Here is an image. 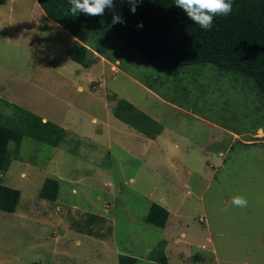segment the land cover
I'll list each match as a JSON object with an SVG mask.
<instances>
[{"label": "rangeland", "instance_id": "obj_1", "mask_svg": "<svg viewBox=\"0 0 264 264\" xmlns=\"http://www.w3.org/2000/svg\"><path fill=\"white\" fill-rule=\"evenodd\" d=\"M83 41L90 66L68 54ZM83 41L36 0H0V123L22 129L28 110L67 127L58 146L24 135L0 171L21 191L15 211L0 210V264H165L149 259L161 241L167 264H264V98L253 79L213 64L158 68L103 28ZM119 98L189 145L169 155L144 141L114 115ZM48 177L56 200L40 196ZM153 202L169 210L165 226L145 220Z\"/></svg>", "mask_w": 264, "mask_h": 264}, {"label": "trees", "instance_id": "obj_2", "mask_svg": "<svg viewBox=\"0 0 264 264\" xmlns=\"http://www.w3.org/2000/svg\"><path fill=\"white\" fill-rule=\"evenodd\" d=\"M46 15L72 35L86 40L90 29L103 28L123 41L128 49L140 54L158 68H185L194 64H213L221 70L250 77L264 98V0H230L232 11L227 16L216 15L211 30L192 23L186 13L174 5V0H142L133 14L127 0H113L114 7L105 9L103 16H88L70 12L69 0H37ZM113 14H119L125 23H111ZM142 22L143 27H138ZM70 58L84 66L91 65V50L86 42L69 49ZM114 115L121 121L153 137L163 127L149 114L127 99H115ZM22 129L0 123V171L8 169L10 160L21 146L24 135L58 146L65 128L49 119L24 110ZM155 128L151 133L149 129ZM155 134V136H156ZM14 143L12 150L10 144ZM59 180L48 177L40 196L56 200ZM21 191L0 184V210L13 212L19 203ZM93 217H98L94 214ZM169 210L153 202L145 220L165 226ZM166 243L161 241L149 254V259L168 263ZM133 256H120V264H136ZM42 264V263H33Z\"/></svg>", "mask_w": 264, "mask_h": 264}, {"label": "clouds", "instance_id": "obj_3", "mask_svg": "<svg viewBox=\"0 0 264 264\" xmlns=\"http://www.w3.org/2000/svg\"><path fill=\"white\" fill-rule=\"evenodd\" d=\"M123 2V0H122ZM142 0H127L130 11L134 14L137 11V4ZM71 4L70 12L73 16L83 13L88 16H103L105 9L114 7L113 0H69ZM174 5L182 9L192 23L199 25L201 29L211 30L213 18L216 15L227 16L232 11L230 0H174ZM111 23L113 25L125 23L119 14H113ZM138 27H143L142 22ZM231 203L236 207H246L247 199L236 195L231 198Z\"/></svg>", "mask_w": 264, "mask_h": 264}, {"label": "crops", "instance_id": "obj_4", "mask_svg": "<svg viewBox=\"0 0 264 264\" xmlns=\"http://www.w3.org/2000/svg\"><path fill=\"white\" fill-rule=\"evenodd\" d=\"M36 2H37V0H36ZM37 4H38V2H37ZM176 107V106H175ZM177 108H179V107H177ZM181 110H183V109H181ZM184 111V110H183ZM186 112V111H185ZM188 113V112H187ZM43 117V120H47L48 118L47 117H45V116H42ZM154 118V117H153ZM155 119V118H154ZM94 120H96V119H94ZM155 120H157V119H155ZM158 121V120H157ZM56 123V122H55ZM58 124V123H57ZM60 126H62V127H64L65 129H67V127L66 126H64V125H62V124H60ZM132 127V126H131ZM162 127H163V130L160 132V133H157L156 134V136L154 137V138H152V137H149L148 135H146V134H144L146 137H148V139L149 140H144V141H146V142H149V141H152L151 143H153V141H154V143L156 142L157 144H158V146H159V148L158 149H161L162 148V150H160L159 152H164V153H167V154H169V155H174V149H173V147L174 148H176V147H178L179 149H180V146L179 145H182V146H188L189 144H187V142H186V144L184 143V141L183 140H180V141H171V140H166L165 138H163V136H164V133H165V128H164V126L162 125ZM134 128V127H133ZM220 128V127H219ZM136 129V128H135ZM140 131V130H139ZM142 133V132H141ZM235 135H237V134H235ZM203 148V147H202ZM150 149V148H149ZM189 153V151H185V150H183L182 151V154L183 155H187ZM183 155H182V157H183ZM195 155H197V152H192L191 154H190V157H194ZM180 159V158H179ZM164 206V205H163Z\"/></svg>", "mask_w": 264, "mask_h": 264}]
</instances>
